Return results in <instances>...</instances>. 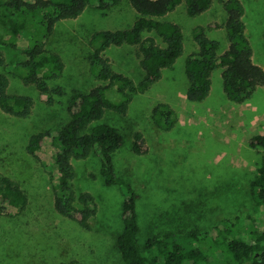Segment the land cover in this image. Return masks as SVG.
<instances>
[{
    "label": "rangeland",
    "instance_id": "374dc122",
    "mask_svg": "<svg viewBox=\"0 0 264 264\" xmlns=\"http://www.w3.org/2000/svg\"><path fill=\"white\" fill-rule=\"evenodd\" d=\"M242 1L254 59L264 68V0ZM136 16L128 0L107 13L98 11L92 2L79 19L61 24L51 49L63 56L66 69L51 86L63 88L64 94L55 95L53 104L34 85H26L0 66V73L10 78V92L34 100L27 118L14 117L0 109V172L17 181L30 198L24 214L13 219L0 214V264H60L71 260L81 264H124L117 238L123 231L125 190L104 183L96 159L77 162L76 189L91 193L97 202L90 229H84L54 208V192L45 168L50 153L40 151L33 156L27 146L35 133L56 132L66 124L74 92H89L97 84L89 71L91 35L95 31L129 28ZM226 18L219 2L197 17L189 16L186 6L181 5L163 18L183 28L184 54L174 67L164 71L157 84L134 96L125 115L108 112L104 118L125 137L124 147L115 153V163L117 173L132 183L139 197V243L144 251L152 237L161 238L169 232L203 233L224 219L246 239L252 238L250 219L264 224V208L256 206L249 187L263 156V151L251 148L249 141L264 134V87L244 104L233 103L224 93L218 70L205 101L197 103L187 98L186 60L198 51L194 29L214 21L224 23ZM208 34L221 43V52L227 49L224 29L209 30ZM4 52L8 64L25 59L20 51L8 47ZM106 55L116 71L137 85L143 80L144 70L135 46H114ZM159 103H167L175 111L177 123L172 129L155 123L153 110ZM137 132L144 135L149 147L145 155L133 151ZM52 240L55 242L51 251Z\"/></svg>",
    "mask_w": 264,
    "mask_h": 264
},
{
    "label": "trees",
    "instance_id": "16d2710c",
    "mask_svg": "<svg viewBox=\"0 0 264 264\" xmlns=\"http://www.w3.org/2000/svg\"><path fill=\"white\" fill-rule=\"evenodd\" d=\"M122 0H0V66L6 67L26 85H34L49 104L54 96H62L61 87L51 82L65 73L63 56L51 49V43L62 23L79 19L94 2L98 11L107 13ZM137 16L133 26L119 30L95 31L90 38L89 71L97 84L89 92L75 91L68 105L69 121L56 132L41 131L31 136L27 150L36 156L48 151L45 161L54 192L56 212L90 229L97 213V202L89 192H78L76 163L96 159L104 183L125 190L122 207L123 231L117 246L124 264H264V224L255 218L249 221L252 238L241 236L227 220L210 231L188 234L169 232L152 237L144 251L139 243L140 223L138 194L130 181L117 173L115 153L125 145L120 130L104 122L108 112L125 115L134 96L157 84L164 71L174 67L185 52L186 37L180 24L163 18L181 5L189 16L208 12L216 2L222 4L226 20L211 22L194 29L198 51L186 60L189 87L187 98L203 102L213 89V75L221 70L223 90L229 101L244 104L264 87V68L254 59V48L247 35L246 8L242 0H128ZM224 29L228 47L221 52V43L208 31ZM146 34H153L145 38ZM158 39L161 40L159 43ZM135 46L141 58L144 78L137 85L129 76L114 69L106 51L111 47ZM20 51L25 59L8 64L4 48ZM10 78L0 73V109L11 116L27 118L34 100L28 95L10 92ZM157 125L172 129L177 118L167 103L153 110ZM249 145L263 151L261 164L249 187L257 207L264 208V134L253 136ZM133 151L145 155L146 139L137 132ZM30 198L22 186L0 172V214L13 219L24 214ZM50 241L51 251L54 249ZM208 245L207 250L204 245ZM47 244V243H46ZM53 246V247H52ZM17 255V254H16ZM60 264H81L77 260Z\"/></svg>",
    "mask_w": 264,
    "mask_h": 264
}]
</instances>
